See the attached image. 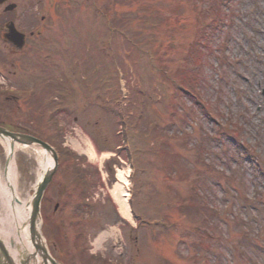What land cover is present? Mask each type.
<instances>
[{"label": "rangeland", "instance_id": "1", "mask_svg": "<svg viewBox=\"0 0 264 264\" xmlns=\"http://www.w3.org/2000/svg\"><path fill=\"white\" fill-rule=\"evenodd\" d=\"M217 1L222 0L19 4L17 28L26 45L21 54L10 48L6 69L0 68V123L24 126L85 156L79 163L98 183L87 195L85 214L78 215L73 213L82 187H70L67 165L48 188L45 232L57 262L264 264V0H225L228 22L203 31L206 51L197 65L193 51L189 54L202 32L197 12L207 14ZM102 12L123 27L116 38ZM120 66L128 84L119 81ZM193 75L196 93L212 114L172 83ZM149 97H161V103ZM32 109L39 122L31 119ZM0 146L2 172L7 151L3 142ZM39 160L33 149L16 153L22 201L32 195ZM128 165L142 186L130 207L159 227L116 211L117 183L107 188L101 172L115 174L118 167L126 174ZM202 198L205 214L181 212V203ZM1 206L0 197L3 215ZM201 227L205 236L199 235ZM82 255L95 258L87 263Z\"/></svg>", "mask_w": 264, "mask_h": 264}, {"label": "trees", "instance_id": "2", "mask_svg": "<svg viewBox=\"0 0 264 264\" xmlns=\"http://www.w3.org/2000/svg\"><path fill=\"white\" fill-rule=\"evenodd\" d=\"M223 2L225 3V0L223 1H217L215 3L214 6H212L211 9L207 10V14L198 11L197 14L199 16V24L202 25V27H199V29H202L201 31H198V38H197V42H198V47H196L195 51L193 52L195 61L197 63V65H200V62L202 61L201 59H203V51H204V47L206 45L205 39H204V33L205 32H211L213 30L217 31L218 28L223 29V26L228 22V17L229 14L224 13V10L222 8L221 5H223ZM119 22L115 19V21L113 22L112 28L118 31L123 30V27H119ZM201 46H204L203 48ZM207 55V53H206ZM196 77L195 75L192 76V78L190 80H188V84L184 85L183 90L186 91V93H188L189 95H191L192 97L195 98V100L197 101L198 105L202 106L204 108V111L206 113H211V108L207 105L204 104V102H202L201 98L198 96V94L196 93V84H195V80ZM130 85V83H129ZM146 100V99H145ZM42 107V106H41ZM33 110V116L31 117L32 120H34V123L39 122L38 119L36 118V115L34 113V109ZM54 114H56V112H54ZM174 117V116H173ZM53 124H56L55 120L52 121ZM9 127H17L15 125L12 124H8ZM39 132V130H38ZM236 133V132H235ZM38 136L41 137V135L43 136V134L39 135V133H37ZM165 145V144H164ZM54 146L56 147L59 155H60V162L63 165H67L66 170L69 172V182L72 183L73 185L76 186H81V197L84 198L87 196V193L89 191H91L94 187H96L97 183L94 182L93 180H89L88 176H87V169L82 168V166L80 165L79 162L84 161L85 158L78 156L77 154H75L74 152H72L71 150H69L68 148L63 147L62 143H57L54 144ZM167 149H170V147L168 146ZM171 155L174 154V157H176V154L172 151L170 152ZM161 154H164L166 157H168V154L163 150L161 152ZM73 162L74 165H69V163ZM110 170V169H109ZM111 171V170H110ZM91 173V171H90ZM112 174V173H111ZM113 175V174H112ZM136 184H137V180ZM139 188H136V191L134 192V196L136 197L139 193ZM181 212H187V213H193L195 212V214L197 213H202L203 209L200 208L194 210V208H187V207H183L181 206ZM141 219V218H140ZM166 219V218H164ZM51 229V228H50Z\"/></svg>", "mask_w": 264, "mask_h": 264}, {"label": "water", "instance_id": "3", "mask_svg": "<svg viewBox=\"0 0 264 264\" xmlns=\"http://www.w3.org/2000/svg\"><path fill=\"white\" fill-rule=\"evenodd\" d=\"M7 0H0V4H3ZM14 6H10L8 10H13ZM9 40L15 44L17 47L21 48L24 45V35L19 33L14 25L9 26ZM0 139L7 142L9 144V157H13L15 148L17 145L30 147L39 149L43 152L44 159L50 156L52 158V163L49 164L46 168L42 169L41 177L37 182L33 196L31 198V217L29 220L30 226V234H31V242L34 248V253L31 258L35 260L36 255H39L42 258L45 264H55V262L49 257L47 253L46 246L44 244V239L40 233V225H41V215H40V203L42 197L44 195L45 190L47 189L49 183L51 182L53 176L58 170V154L49 144L46 142L26 135L19 133H11L7 130L0 128ZM9 161V160H8ZM5 257V259H4ZM22 264H25L22 260H20ZM48 261L50 263H48ZM0 264H11V259L8 256L6 249L4 248L3 241L0 238Z\"/></svg>", "mask_w": 264, "mask_h": 264}, {"label": "bare ground", "instance_id": "4", "mask_svg": "<svg viewBox=\"0 0 264 264\" xmlns=\"http://www.w3.org/2000/svg\"><path fill=\"white\" fill-rule=\"evenodd\" d=\"M5 144V143H4ZM8 148L7 143L5 144ZM40 163L42 164L43 169L50 164V160L43 161L41 157ZM128 173L124 175L122 172L118 173V184L115 190V197L119 202L121 208V214L125 218L131 217V211L126 199V193L128 191L129 179ZM0 197H1V212L3 215H0V233L2 236H7L13 241H18V248L24 251L25 254H31L32 245L29 240L28 229L27 227H22L26 217L28 216L29 209L24 208L22 203L18 200V194L16 189V171L13 164H10L8 171L5 173L4 180L0 175ZM5 226L3 229L2 226ZM106 236V235H105ZM11 255L14 258H18L19 250H10ZM22 253V252H21ZM20 253V254H21ZM39 260H35V264H39Z\"/></svg>", "mask_w": 264, "mask_h": 264}, {"label": "flooded vegetation", "instance_id": "5", "mask_svg": "<svg viewBox=\"0 0 264 264\" xmlns=\"http://www.w3.org/2000/svg\"><path fill=\"white\" fill-rule=\"evenodd\" d=\"M24 1L25 0H8L3 5H0V68H2L3 70L7 67L5 62L8 56V50L10 48H12L11 50L14 54H21V52H23L24 50V48L22 50L17 49L14 45L9 42L8 39L9 24L14 23L17 28V23L19 19L18 6ZM11 4H16V8L12 12H9L7 10ZM31 36H33V33H31Z\"/></svg>", "mask_w": 264, "mask_h": 264}]
</instances>
